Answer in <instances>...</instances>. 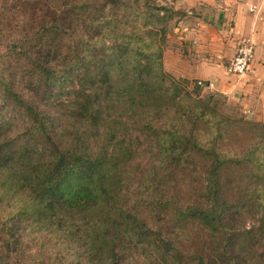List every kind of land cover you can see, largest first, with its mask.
<instances>
[{"label": "trees", "instance_id": "trees-1", "mask_svg": "<svg viewBox=\"0 0 264 264\" xmlns=\"http://www.w3.org/2000/svg\"><path fill=\"white\" fill-rule=\"evenodd\" d=\"M150 1L13 5L0 264H264V122L167 71Z\"/></svg>", "mask_w": 264, "mask_h": 264}, {"label": "crops", "instance_id": "crops-1", "mask_svg": "<svg viewBox=\"0 0 264 264\" xmlns=\"http://www.w3.org/2000/svg\"><path fill=\"white\" fill-rule=\"evenodd\" d=\"M175 10H182L180 27L173 30L178 46L164 56L167 71L201 81L205 90L225 95L254 121L264 122V0H179ZM243 38L255 45L250 70L229 75L226 67Z\"/></svg>", "mask_w": 264, "mask_h": 264}, {"label": "rangeland", "instance_id": "rangeland-1", "mask_svg": "<svg viewBox=\"0 0 264 264\" xmlns=\"http://www.w3.org/2000/svg\"><path fill=\"white\" fill-rule=\"evenodd\" d=\"M26 1V0H25ZM28 1V0H27ZM178 1L179 0H151L150 2L152 5H155L157 7H164L167 8L168 11L167 15L169 16L165 22L164 27L167 29L166 31V42L163 44L164 48V56L168 52V49H170L173 46H178L177 40L174 38L173 30L176 27H180V13L182 10H175V8L178 7ZM16 3V0H0V81L3 80V76L8 73L9 65L13 58L10 57L8 47L10 45V35L12 34L11 29L15 28L17 30H20L18 26V21L13 22V18L19 17L22 18V15L26 16V6L17 8V12L13 10V5ZM12 8V9H11ZM11 9V11H9ZM22 10V12H21ZM164 9L158 11L160 15H164ZM23 13V14H22ZM158 26L162 28L161 24ZM178 27V28H179ZM67 45L70 44L68 40L66 41ZM65 53H68V49L65 48L63 50ZM166 59L174 61L175 58L171 55L166 56ZM165 64V63H164ZM176 79H182L187 81L185 78H176ZM195 81H189V84L187 85L190 90L194 88ZM209 93H214L210 90H204L202 92L203 96L208 95ZM219 99H222V103L224 105L221 108V113L229 118H245V120L254 121L248 114H246L241 108L230 101L225 95L224 97H220ZM262 123V122H259ZM145 163V161H144Z\"/></svg>", "mask_w": 264, "mask_h": 264}, {"label": "built area", "instance_id": "built-area-1", "mask_svg": "<svg viewBox=\"0 0 264 264\" xmlns=\"http://www.w3.org/2000/svg\"><path fill=\"white\" fill-rule=\"evenodd\" d=\"M253 11V9H251ZM255 45L249 38H243L237 47L235 56L226 67L229 75H244L251 67L254 57Z\"/></svg>", "mask_w": 264, "mask_h": 264}]
</instances>
